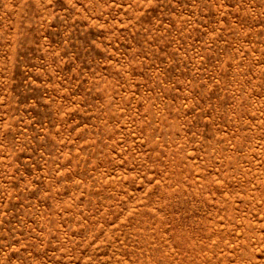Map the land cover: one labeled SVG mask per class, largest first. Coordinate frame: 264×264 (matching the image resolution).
<instances>
[{"label": "rangeland", "instance_id": "obj_1", "mask_svg": "<svg viewBox=\"0 0 264 264\" xmlns=\"http://www.w3.org/2000/svg\"><path fill=\"white\" fill-rule=\"evenodd\" d=\"M0 264H264V0H0Z\"/></svg>", "mask_w": 264, "mask_h": 264}]
</instances>
